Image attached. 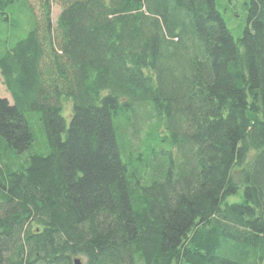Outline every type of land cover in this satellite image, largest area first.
<instances>
[{
  "label": "trees",
  "instance_id": "1",
  "mask_svg": "<svg viewBox=\"0 0 264 264\" xmlns=\"http://www.w3.org/2000/svg\"><path fill=\"white\" fill-rule=\"evenodd\" d=\"M247 10L236 39L218 0H0V264H264Z\"/></svg>",
  "mask_w": 264,
  "mask_h": 264
},
{
  "label": "rangeland",
  "instance_id": "2",
  "mask_svg": "<svg viewBox=\"0 0 264 264\" xmlns=\"http://www.w3.org/2000/svg\"><path fill=\"white\" fill-rule=\"evenodd\" d=\"M247 1L248 0H218L219 10L223 13L226 22L232 31L234 37L239 39L243 36L245 27L248 20V10H247ZM60 12V7H54L55 19L57 18L58 13ZM0 92L1 94L6 93V89L3 86L2 79L0 78ZM6 97V95L4 96ZM67 112L71 113L72 103H67ZM238 198V197H236ZM80 259L83 258L79 257Z\"/></svg>",
  "mask_w": 264,
  "mask_h": 264
},
{
  "label": "water",
  "instance_id": "3",
  "mask_svg": "<svg viewBox=\"0 0 264 264\" xmlns=\"http://www.w3.org/2000/svg\"><path fill=\"white\" fill-rule=\"evenodd\" d=\"M75 264H82V261L80 259H76Z\"/></svg>",
  "mask_w": 264,
  "mask_h": 264
}]
</instances>
